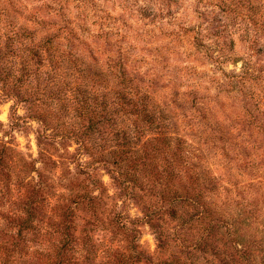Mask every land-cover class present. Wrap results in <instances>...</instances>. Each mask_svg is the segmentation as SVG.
<instances>
[{
	"label": "rangeland",
	"instance_id": "374dc122",
	"mask_svg": "<svg viewBox=\"0 0 264 264\" xmlns=\"http://www.w3.org/2000/svg\"><path fill=\"white\" fill-rule=\"evenodd\" d=\"M27 203L43 264L67 226L76 264H264V0H0V226Z\"/></svg>",
	"mask_w": 264,
	"mask_h": 264
},
{
	"label": "trees",
	"instance_id": "16d2710c",
	"mask_svg": "<svg viewBox=\"0 0 264 264\" xmlns=\"http://www.w3.org/2000/svg\"><path fill=\"white\" fill-rule=\"evenodd\" d=\"M132 106L135 107L133 110L134 114L140 120L143 118L145 127H147L149 131L153 133L163 132L164 126L157 122L155 113L148 109V105L146 103H133ZM143 131H145V129ZM166 141L167 150L172 151V154L174 156L173 158L177 162L183 161L185 157V153L183 152V150L177 148V150L173 151L171 142H169L167 139ZM153 173L163 178H168V176L170 177L171 175L168 169H155ZM173 176L176 177L177 173L173 172ZM183 187L186 190V194H188V189L186 188V186ZM97 200H99V196H90V201L93 202ZM203 214L205 215V217H208V210H204ZM119 217L120 216H118L117 219L120 223L121 220L119 219ZM19 219L21 221L18 224L19 228L16 230H14V227H10L12 224H17L13 221L12 217L10 218L9 224L6 226L7 228L0 226V264H41L42 262L39 259L41 253L37 250H30L28 243L32 244V242L34 241H28L27 239L31 234L30 231L34 229L33 223L36 219V207L27 203L24 208V217H19ZM64 231H66V233H64ZM64 231L60 236L59 244L56 246V248H54L55 250H53L54 254L49 252V261L45 264H76V261L74 260V258H77L76 239L73 236V233H71L70 226H67ZM2 236L6 237V239L1 238ZM34 236L37 235L35 234ZM32 252H36V255H34V253ZM117 257H119L117 264L153 263L150 256H148L142 250V245L140 244L139 240H137L136 235L132 237L128 253H119ZM31 258L38 259L30 260ZM80 259L86 262H88L89 260L88 257Z\"/></svg>",
	"mask_w": 264,
	"mask_h": 264
}]
</instances>
